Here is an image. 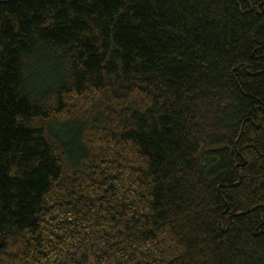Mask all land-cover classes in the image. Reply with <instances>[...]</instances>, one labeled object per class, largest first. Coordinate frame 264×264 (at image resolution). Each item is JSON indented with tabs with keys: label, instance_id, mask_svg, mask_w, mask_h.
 <instances>
[{
	"label": "trees",
	"instance_id": "obj_1",
	"mask_svg": "<svg viewBox=\"0 0 264 264\" xmlns=\"http://www.w3.org/2000/svg\"><path fill=\"white\" fill-rule=\"evenodd\" d=\"M0 264H264V0H0Z\"/></svg>",
	"mask_w": 264,
	"mask_h": 264
}]
</instances>
